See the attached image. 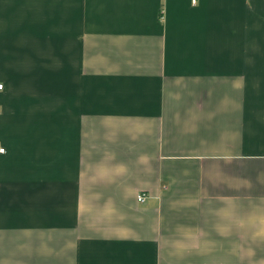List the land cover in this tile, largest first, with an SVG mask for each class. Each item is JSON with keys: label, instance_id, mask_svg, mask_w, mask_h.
<instances>
[{"label": "crops", "instance_id": "obj_1", "mask_svg": "<svg viewBox=\"0 0 264 264\" xmlns=\"http://www.w3.org/2000/svg\"><path fill=\"white\" fill-rule=\"evenodd\" d=\"M0 84V264H264V0H0Z\"/></svg>", "mask_w": 264, "mask_h": 264}, {"label": "built area", "instance_id": "obj_2", "mask_svg": "<svg viewBox=\"0 0 264 264\" xmlns=\"http://www.w3.org/2000/svg\"><path fill=\"white\" fill-rule=\"evenodd\" d=\"M3 89H4V85L0 84V90H3ZM0 153H2V154L5 153V149L0 148ZM138 201H139V203L144 204L146 201V196L144 194L139 195Z\"/></svg>", "mask_w": 264, "mask_h": 264}]
</instances>
